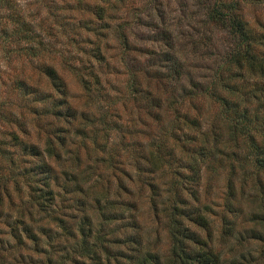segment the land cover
I'll return each instance as SVG.
<instances>
[{
    "label": "rangeland",
    "instance_id": "rangeland-1",
    "mask_svg": "<svg viewBox=\"0 0 264 264\" xmlns=\"http://www.w3.org/2000/svg\"><path fill=\"white\" fill-rule=\"evenodd\" d=\"M213 1L109 0L106 4L103 0H0V101H9V110L24 118L21 127L18 122L0 123V264H101L91 257L77 254L81 235L78 225L71 224L83 220L82 212L75 209L78 197L83 195L74 194L75 186L68 183V174L62 168L71 155L69 152L84 139L81 130L84 125L89 128L97 125L96 130L101 131L98 141L105 144L106 150L114 149L118 159L114 162L115 166L104 164L106 170L100 171L87 187L98 184L100 189H109L110 200H121L132 205V210L119 209V214L123 213V224L130 222L141 228L147 247L156 245L160 250H168L169 212L165 207L168 202L191 211L193 215L200 213L208 218L213 237L224 244L222 250L227 264L233 259L242 263L252 260V264H256V259L264 254V243L251 239L252 229L264 231V224L252 221L251 214L254 210L264 214V169L242 167L238 159L244 158L249 150L248 145L244 139L238 145L231 141L229 131L223 125L225 113H222L218 102L209 95L196 99H188L187 96L188 90L199 91L213 84L219 74L216 73L218 61L230 46L227 33L220 31L214 23H207L206 9ZM240 1L244 18L253 29L264 32V0ZM104 3L108 16L101 19L93 11L96 5ZM87 20L94 22L89 24L90 29L83 22ZM122 25L121 31H125L128 42L137 46V51L131 52L123 47L119 36V27ZM19 28H30L37 32L36 38L26 42L32 44L37 56L23 50L25 44L12 38V30ZM161 33L166 37L163 38ZM6 35L9 37L5 38ZM206 40H211V44L209 42L206 46ZM167 53L173 54L174 60L170 63L175 65H171L172 70L165 72L163 66L161 70L165 73L158 78L155 76L147 84L161 101V107L151 110L144 108L138 104L140 99H133L128 92L131 69L140 64L156 72L160 60ZM127 63L131 65L130 70ZM46 65L53 66L66 83L68 98L77 116L72 123H55V119L50 116H42L38 121L27 108V102L14 92L18 85L16 82L21 80L40 93L50 94V80L44 71ZM233 71L226 76L224 74L225 78L229 79L238 73L236 68ZM174 74L175 79H172ZM82 78L91 82L90 89ZM249 83L262 86L264 80L253 77ZM241 84L238 82V85ZM258 101L255 99L252 107L258 106ZM183 114L191 118L197 116L201 129H197V132L183 129L179 133L180 144H195L209 130L221 133L222 144L201 168L200 177L194 182L191 176H187L189 180L184 179L187 183L184 181L176 192L169 169H153L146 164L139 168L137 163L135 167L132 164L134 157H130L137 149L158 142L165 130H171L175 119L183 117ZM103 117L106 123L101 120ZM70 124V130L62 132L69 133L68 148L62 152V163L57 164L54 158L49 159L46 162L54 166V173H34L41 180L54 175L61 183L60 189H55L60 194L58 202L48 207V211H39L29 202V183L34 182L32 174H29L30 181L25 176L37 164L38 157L32 156L33 161L36 160L32 164L25 161L30 159L28 155L12 163L10 154L16 153L15 158H19L26 151L22 152L18 148L19 142L13 139L11 133H18L19 139L38 144L42 150L47 136L43 128L49 126L50 130L52 127L61 129ZM88 142L92 141L88 139ZM224 143L227 144L225 147ZM190 147L194 149L193 144ZM177 151L180 152L179 149ZM81 152L82 158L86 159L88 155L85 149ZM110 153L94 154L88 162L95 165V160L106 159ZM100 168H103L102 163ZM111 171L117 174L113 175ZM183 172L190 175L188 169ZM101 178L112 180L101 181ZM230 178H233L237 196V201L233 202L243 205L236 219L226 207ZM37 185L41 186L39 183ZM119 185L134 193L135 199L125 197V193H117ZM154 187L161 194L157 210L146 199ZM175 198L177 201L172 202ZM97 208L90 205L84 212L89 215L94 227L99 226ZM69 214L78 217L66 219V225L51 216L68 218ZM225 217L235 220L234 232L238 237L243 234L248 241L239 242L235 238L227 240L222 236ZM20 219L25 220L28 228L38 237L37 240L29 238L23 227L18 229L17 234L14 229L22 225ZM186 222L203 237L206 236L202 226L189 219ZM222 238H225L224 242ZM101 261H104V257ZM260 264H264V259H261Z\"/></svg>",
    "mask_w": 264,
    "mask_h": 264
},
{
    "label": "trees",
    "instance_id": "trees-1",
    "mask_svg": "<svg viewBox=\"0 0 264 264\" xmlns=\"http://www.w3.org/2000/svg\"><path fill=\"white\" fill-rule=\"evenodd\" d=\"M103 2L108 4L109 0H103ZM105 3L95 6L93 12L96 17L102 19L108 16L105 10ZM116 8L117 6H115V9ZM242 8L240 0H214L207 6L205 13L207 23H214L220 31L226 32L228 38H230V46L218 61L219 68L216 73L219 74L213 81V84L216 83L217 87H211L212 84L199 91L189 92L188 90L187 96L188 99L190 97L191 99H196L203 95H209L213 100L218 102L222 109V113H225V124L223 125L227 127L231 141H235L238 145V142L244 139L248 145L249 150H247L244 158L238 159L242 163V167L248 169L247 166H252L257 170H262L264 169V100L262 99V97L264 98V85L259 86L255 83L252 85L249 83V79L259 77L264 80V32L253 29L244 18ZM58 11L60 12L61 10L59 9ZM83 22L87 24L89 27L88 29L91 27L89 24L94 23L90 20ZM20 28L14 31L12 30V34L14 33L12 38L14 40L16 39L18 43L22 42L25 44L23 50L30 52V55L37 56L38 53L33 48L32 44L26 43L33 37L36 38L38 36L37 32L32 31L30 28L21 30ZM119 29L120 41L123 47L131 50V52L137 51V46L131 45L128 42L126 33H124L125 31H121L123 25L120 26ZM0 35L2 34L0 33ZM161 36H163V38L166 37L163 33H161ZM4 37L6 38L9 36L6 35ZM169 39L170 37H168V40ZM210 41L211 40H206L205 45L207 46ZM166 46L173 47L168 44ZM172 55L173 54L167 53L162 60H160L161 63L158 64V70L156 72H151L148 68H143L140 64H136L133 69H131V65L127 63L129 70L131 69L128 92L132 95L133 99H140L138 100L140 106L149 108L150 110L154 108L159 109L161 107V101L154 96V93L147 84H150L149 81L153 80L155 76L158 78L160 74H164L167 70L169 71L171 65H175L174 63H170V61L173 62L174 60ZM163 66L165 67V72L161 70ZM44 68L51 84L50 94L40 93L37 89L30 88L28 83L21 80H16L18 85L14 92L20 95L24 102H27V108L30 112L35 114L34 117L38 121H40L42 116H50L55 119V123L60 124L62 121L72 123L77 116L76 110L73 108L68 98L65 81L53 66L46 65ZM235 68L238 69V73H235L234 76H231L229 79L225 78L226 74L234 72L233 70ZM171 77L175 79V74ZM82 81L85 83V86L90 89V81H87L86 78H82ZM238 82H242V84L238 85ZM215 88H217V90ZM259 91H261V94H259ZM255 99L259 100L258 106L263 110L259 109L258 106L252 107ZM7 103L10 104V102H6V100L0 101V123L3 121L11 123L18 122L19 127H21L24 118L16 116L12 110H9ZM101 120L103 123H106L104 117L101 118ZM69 127H71V124L70 126H62L61 129L52 127L50 130L49 126L43 128L47 136L42 150L38 144H29L28 141L26 142L22 138L19 139L18 133H11L13 139L19 142L18 148H20L22 152L26 151V153H22L23 155L19 156V158H15L14 155L16 153L10 154V161H12V163H16V161L28 155L31 160L25 159V161L32 164L36 161H33L34 157L32 158V156L38 157L37 164L34 167L32 166L31 170L28 171L33 173L27 172L25 176L28 177L30 181L31 178L29 174H32L34 182L29 183V202L36 209H39V211H48V207L58 202L60 194L59 190L55 191V189H60L59 185L61 183L58 181V178L55 179L54 175H52V177L47 176L46 179L41 180L35 177L34 173H54V166L46 162L49 159L54 158L57 164L62 163L64 158L62 152H65L68 148L69 134L68 132L62 134V132L70 130ZM87 127L88 125L82 126L81 130L84 139L81 140L80 145L77 146L76 144V149L69 152L71 155L67 157L66 166L62 165V168L66 174H68L70 181H68V183L74 184L75 186L74 194L80 193L83 195L78 197L75 206L77 211L80 213L82 212L83 220H80L78 224H71L78 225V231L81 235L77 254L81 253L79 255L88 258L91 257L92 260H96V262L101 264H227V258H224V251L222 250L224 244L222 242H217V239L213 237L208 218L200 213L193 215L191 211L188 212L189 210L178 208L174 203L167 202L165 204L166 211L169 212V246L166 251L160 250L156 245L147 247L139 226L131 224L130 222L123 224L124 222L122 219L124 216L123 213L119 214V209L129 211L133 209V206L121 200H110L111 195L109 189H100L98 184H92V186L87 187L93 178L98 176L97 174L100 171L106 170L104 164L107 165L108 163V166H115L114 162L118 161L116 152H114L115 150H106L104 147L105 144L98 141L101 131L99 129L96 130L97 125H93L92 128ZM185 128H189L190 130L194 129V132H197V129H201L200 119L197 116L191 118L186 114H183V117L178 116L171 126V130L167 128L165 130L166 133L164 132V136L158 142L151 143L150 146L143 147V149L139 148L137 151L135 150L136 152H133V155L130 157H134L132 164L135 166L137 163L139 168L143 164H146L153 169H169L168 171L172 174V183L174 185L173 187L176 188V192L178 191V186L184 183V179L187 178V176H191L194 182L200 177L201 168L208 163L210 158L215 154V151L219 149L222 144L221 133H216L215 130L207 131L205 137L199 138L195 144L188 142L180 144L178 142L180 140L179 133ZM186 133L189 134L187 130ZM88 139L93 143L88 142ZM191 144H193L194 149L190 147ZM223 145L225 147L227 144L224 143ZM84 149L85 153L88 155L86 159H83L81 156V151ZM178 149L180 152L177 151ZM100 152L102 154L111 153L106 159L95 160V165L88 162L92 160L94 154ZM238 157L239 156H236V158ZM100 163L103 165L102 169L100 168ZM83 166H85L84 169H82ZM187 169L190 171V175L183 172ZM111 172L113 175L117 174L113 171ZM104 179L105 181L107 180V178H101L100 180L102 181ZM187 179L189 180V178ZM232 179L233 178H230L229 188L227 190L228 200L226 207L229 213L235 215L234 219H236L241 214L243 205L240 202L238 204L237 202H233L237 201V196ZM111 180L112 179L108 178L107 182H111ZM37 183L41 184V186L37 185ZM185 183L187 182L185 181ZM42 185L46 187L44 190V186ZM150 190L151 192L146 199H148L151 206L157 210L159 208L158 201L161 194L157 187ZM37 191L40 193H36ZM116 192L120 194L125 193V197L135 199L134 193L122 185L118 186ZM175 201H177L176 198L172 202ZM90 205L98 206L96 209L98 213L97 218L99 219L98 227H94L92 224L93 221L90 220L89 215H85L84 213ZM123 206H125V208H123ZM30 211L32 212V210ZM51 216L52 219H56V221L65 225L68 222L66 219L78 217L75 214H69L68 218L59 215ZM188 219L202 226L203 230L206 232V236L203 237L200 232L187 225L186 220ZM224 220L223 237L227 240L235 238L239 242L248 241L247 237L243 234L238 237L236 235L237 233L234 232L235 220H228L226 217ZM251 220L264 224V214L262 211L254 210L251 214ZM20 221L23 226L17 225V228L14 229L17 231V234L19 232L18 229L23 227V231L29 238L37 240L38 237L28 228L24 222L25 220L20 219ZM118 222L121 223L114 227L113 225ZM252 230L253 235L251 239H256L264 243V231ZM225 238H222L223 242ZM103 254H105V256ZM102 257H104V261H101ZM261 259H264V254L256 259V264H260ZM253 262L254 261L251 260V262L242 263L233 259L230 264H252Z\"/></svg>",
    "mask_w": 264,
    "mask_h": 264
}]
</instances>
